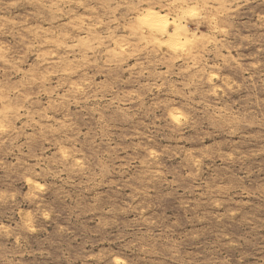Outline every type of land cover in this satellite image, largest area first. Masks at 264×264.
<instances>
[{"label":"rangeland","instance_id":"374dc122","mask_svg":"<svg viewBox=\"0 0 264 264\" xmlns=\"http://www.w3.org/2000/svg\"><path fill=\"white\" fill-rule=\"evenodd\" d=\"M0 264H264V0H0Z\"/></svg>","mask_w":264,"mask_h":264},{"label":"bare ground","instance_id":"6f19581e","mask_svg":"<svg viewBox=\"0 0 264 264\" xmlns=\"http://www.w3.org/2000/svg\"><path fill=\"white\" fill-rule=\"evenodd\" d=\"M193 15V14H192ZM164 18H166L165 16H161L160 13L158 12H154V11H148V13L144 16V21L147 25H149L150 27H153V28H157L159 27L160 28V24L162 23L163 24V20ZM168 21V20H167ZM167 23L164 24L163 27H161V29L166 32L167 31ZM176 37H179V35H176ZM179 39V38H178ZM176 41H178L176 38H175ZM174 40L170 41L171 44H176ZM180 46V45H179ZM174 47V46H173Z\"/></svg>","mask_w":264,"mask_h":264}]
</instances>
